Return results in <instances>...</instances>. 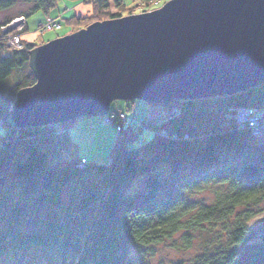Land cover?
Returning <instances> with one entry per match:
<instances>
[{"label": "trees", "instance_id": "trees-1", "mask_svg": "<svg viewBox=\"0 0 264 264\" xmlns=\"http://www.w3.org/2000/svg\"><path fill=\"white\" fill-rule=\"evenodd\" d=\"M60 1L0 0V12L30 5L0 22V123L5 131L0 132V264L27 253L48 264H140L148 249L180 232H185L184 247L191 248L196 229L224 237H216L213 247L206 245L190 264H264V214L260 230L250 224L257 215L253 206L264 202V143L226 118L229 107H264V84L231 96L151 104L161 106L164 116L157 121L148 113L137 128L131 118L117 135L109 163L86 160L81 166L83 157L61 161L58 143L68 130L65 124L4 126L17 92L37 81L29 66L37 45L23 40L21 47H10L3 26L38 11L49 17ZM84 1L93 3V13L66 18L70 33L132 12L127 0ZM138 1L147 12L158 0ZM25 67L29 71L8 90L9 76ZM135 102L123 101L118 109L135 111ZM147 128L153 131L149 138ZM139 174H145L141 188L126 195L125 187ZM212 182L228 184L230 191L188 217L191 209L184 210L191 206L190 195Z\"/></svg>", "mask_w": 264, "mask_h": 264}, {"label": "water", "instance_id": "water-1", "mask_svg": "<svg viewBox=\"0 0 264 264\" xmlns=\"http://www.w3.org/2000/svg\"><path fill=\"white\" fill-rule=\"evenodd\" d=\"M8 128L105 117L116 100L169 105L264 84V0H169L96 21L30 51Z\"/></svg>", "mask_w": 264, "mask_h": 264}, {"label": "rangeland", "instance_id": "rangeland-1", "mask_svg": "<svg viewBox=\"0 0 264 264\" xmlns=\"http://www.w3.org/2000/svg\"><path fill=\"white\" fill-rule=\"evenodd\" d=\"M169 0H160V5L162 6ZM128 7L131 9V14H139L144 12L143 7H140L141 2L138 0H127ZM160 6V7H161ZM159 7L155 6L153 9ZM30 9L29 4L19 3L17 6L0 12V22H3L5 19L10 18L16 14L24 13ZM113 12L117 9L113 6L111 8ZM128 11V10H127ZM130 11V10H129ZM93 13V3L90 1H71V0H61L58 7L52 12L51 16L58 17L62 22L63 28L59 31H47L44 34L38 31V26L41 22L46 20V14L43 11H38L31 14L27 19V31L21 33V40L27 41L31 44H36L40 46L50 40L58 38V36L63 37L67 34H70L71 28L67 23L66 18L68 19L73 14L78 17H87ZM128 13V12H126ZM125 13V14H126ZM128 14V15H131ZM124 16H127L124 15ZM64 18V19H63ZM92 24V23H91ZM80 29H77V31ZM10 33V31L8 32ZM7 33V34H8ZM29 71L28 67L14 70L13 73L7 79L8 90L17 82V79ZM123 107V100L113 101L111 104L112 110H117L118 108ZM135 111H132V108L129 109L128 115L134 119V125L137 128V122L145 119L149 113V118L153 120H160L165 114V110L161 106H153L147 102L136 99L134 103ZM151 108V109H150ZM128 110V109H127ZM227 118V116H226ZM228 119V118H227ZM71 123V124H69ZM69 123H65V126L68 127L66 133L60 134L59 138L61 141L58 143L59 149V158L61 161H66L73 158L83 157L88 161L99 162V163H109V154L110 150L115 144L118 133L122 132V128H116L114 124H103L102 116H92V117H79ZM61 125V124H59ZM50 126V125H49ZM122 127V126H121ZM250 132L252 139H262L254 137L251 133V129L247 130ZM0 132L4 133L3 125L0 123ZM166 133L165 130L162 131ZM153 134L150 128H147L144 132V135L149 138ZM1 137V135H0ZM255 142H257L255 140ZM260 142V140H258ZM1 145V138H0ZM81 161V162H82ZM84 163V164H86ZM81 165V164H80ZM145 174L137 175L134 180L125 187L124 193L130 194L139 190L142 186L143 179ZM230 191V186L228 184L212 182L206 185H203L201 188L196 190L190 195L191 206L184 212H187L191 209V212L188 213V217L192 211L197 210L201 204H212L215 202L219 195H222ZM244 208H240L242 210ZM253 210L257 211V215L250 222L251 226L255 229L260 230L262 226V217L264 214V202L260 205L253 206ZM256 214V213H254ZM185 232H180L176 234L173 239L166 241L165 243L159 244L154 248H150L146 252L144 258L138 259L140 264H174L177 262H185L190 264L192 260L203 252L204 247L207 245V249L210 250L213 244L216 241V237L222 236L219 233H214L205 229H196L192 230L191 234L193 236V244L191 248H186L183 237ZM219 238V237H218ZM212 244V245H211ZM209 245V246H208ZM135 254V253H133ZM22 255H18L17 258H20ZM143 257V256H142ZM15 258L13 263L7 264H48V261L36 260L34 255L27 253L25 258L17 259ZM10 262V260H7Z\"/></svg>", "mask_w": 264, "mask_h": 264}, {"label": "built area", "instance_id": "built-area-1", "mask_svg": "<svg viewBox=\"0 0 264 264\" xmlns=\"http://www.w3.org/2000/svg\"><path fill=\"white\" fill-rule=\"evenodd\" d=\"M160 5V0L155 2V6ZM26 28V18L24 16H17L12 19L7 25L3 26L2 35L5 36L8 44L12 48H19L22 46L21 33ZM63 28L62 22L58 17L49 16L41 22L38 26V31L44 34L47 31H59ZM10 31V33H8ZM8 33V34H7ZM251 116L248 120H239L238 116L235 114L234 120L231 122L239 130H250L252 135L260 141H264V109L259 107L244 106L237 110L236 113L240 111H248ZM228 118V116H227ZM131 120V117L128 115L126 110L118 109L114 112H109L105 117H103L104 124H116L117 128H122L124 124L128 123ZM58 125V124H57ZM55 126V125H51ZM85 161V160H83ZM80 163L81 166L84 163Z\"/></svg>", "mask_w": 264, "mask_h": 264}, {"label": "bare ground", "instance_id": "bare-ground-1", "mask_svg": "<svg viewBox=\"0 0 264 264\" xmlns=\"http://www.w3.org/2000/svg\"><path fill=\"white\" fill-rule=\"evenodd\" d=\"M157 8H159V7H157ZM156 9V8H155ZM152 10H154V9H150V10H148V11H152ZM26 27H27V20H26ZM239 93V92H238ZM234 95V94H233ZM229 96H231V95H229ZM242 107H244V106H237V107H229V109H228V112H227V114H226V116H228V123H231L233 120H234V115L236 114L237 116H238V119L239 120H248V118H250V116H251V114H250V112H249V110L248 111H240V113L238 114V113H236L237 112V110L238 109H240V108H242ZM263 109H264V107H262ZM228 125V124H227ZM228 126H230V125H228ZM252 134V133H251ZM254 141L256 140L257 142H258V140L257 139H253ZM258 143H260V144H262V143H264V141H260V142H258Z\"/></svg>", "mask_w": 264, "mask_h": 264}]
</instances>
